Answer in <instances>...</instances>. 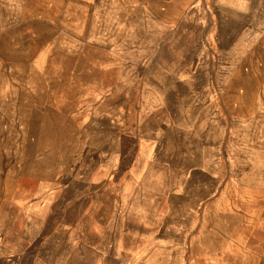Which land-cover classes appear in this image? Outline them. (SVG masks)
Here are the masks:
<instances>
[{"label": "rangeland", "instance_id": "rangeland-1", "mask_svg": "<svg viewBox=\"0 0 264 264\" xmlns=\"http://www.w3.org/2000/svg\"><path fill=\"white\" fill-rule=\"evenodd\" d=\"M264 0H0V264H264Z\"/></svg>", "mask_w": 264, "mask_h": 264}, {"label": "crops", "instance_id": "crops-1", "mask_svg": "<svg viewBox=\"0 0 264 264\" xmlns=\"http://www.w3.org/2000/svg\"><path fill=\"white\" fill-rule=\"evenodd\" d=\"M262 22H264V21H262Z\"/></svg>", "mask_w": 264, "mask_h": 264}]
</instances>
